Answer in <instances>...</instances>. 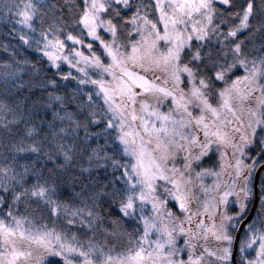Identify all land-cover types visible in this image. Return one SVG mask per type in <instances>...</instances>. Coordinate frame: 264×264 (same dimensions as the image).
<instances>
[{
    "label": "snow or ice",
    "instance_id": "snow-or-ice-1",
    "mask_svg": "<svg viewBox=\"0 0 264 264\" xmlns=\"http://www.w3.org/2000/svg\"><path fill=\"white\" fill-rule=\"evenodd\" d=\"M0 25V264H264V0Z\"/></svg>",
    "mask_w": 264,
    "mask_h": 264
},
{
    "label": "trees",
    "instance_id": "trees-1",
    "mask_svg": "<svg viewBox=\"0 0 264 264\" xmlns=\"http://www.w3.org/2000/svg\"><path fill=\"white\" fill-rule=\"evenodd\" d=\"M6 31V29L4 28L3 25H0V40L4 41L5 43L7 42V40L4 37V32ZM5 55V53L0 50V57H3Z\"/></svg>",
    "mask_w": 264,
    "mask_h": 264
}]
</instances>
